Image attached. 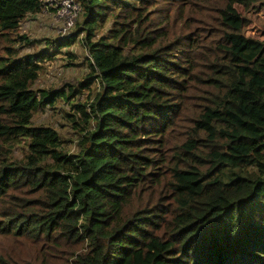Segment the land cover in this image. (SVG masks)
<instances>
[{
	"label": "trees",
	"instance_id": "obj_1",
	"mask_svg": "<svg viewBox=\"0 0 264 264\" xmlns=\"http://www.w3.org/2000/svg\"><path fill=\"white\" fill-rule=\"evenodd\" d=\"M78 1L74 30L21 53L8 34L45 1L0 0V240L28 238L33 264H264V39L236 7L263 0ZM80 33L85 80L34 89L48 44ZM59 98L74 150L33 123Z\"/></svg>",
	"mask_w": 264,
	"mask_h": 264
},
{
	"label": "rangeland",
	"instance_id": "obj_2",
	"mask_svg": "<svg viewBox=\"0 0 264 264\" xmlns=\"http://www.w3.org/2000/svg\"><path fill=\"white\" fill-rule=\"evenodd\" d=\"M44 1L45 4L42 11L25 15L18 28L8 34V37L15 38L14 42L16 45H19L21 53H27L39 49L43 47L45 43L49 42V38L55 39L61 34L59 31L61 20H58L55 16V0ZM236 7L244 19L242 31L248 36L264 39V0L258 8H244L240 4H236ZM166 8V13H168V6ZM215 11V9H212L206 17L215 20ZM80 13L81 12H79L76 19L80 18ZM76 19L74 25L68 31L74 30L77 21ZM115 20L121 22L116 17ZM194 21L199 25L197 27L198 32H205L207 30V22L203 19L197 18ZM113 23L114 22H110L109 25L105 24L98 29L97 32L106 33ZM210 32L211 31H208V34ZM22 34L26 35L28 40L34 39V42L28 43L19 38ZM81 37H83V33L76 35L74 41L70 44L61 45L60 49H55L54 46L56 45L54 44V41H52L53 43L50 42L48 44V49L52 51L51 54H46V56L39 61L41 68L37 79L32 84L34 89L40 90L41 88H58L63 86L68 88L77 85L80 80H85V75L91 71V67L87 63V51L82 43ZM69 52H73V54L71 55ZM196 63L198 65H204L203 61L198 59L196 60ZM201 75L205 76L203 73H201ZM193 78L194 81L191 87L185 92V99L189 107L196 106L202 102V95L206 94V92H204L205 84H207L206 77L203 79ZM91 86H95L93 90L88 91V89L84 88L80 93H77L75 95L76 97L78 96L77 100L82 101L85 98L89 99V95L90 97L93 96L98 89L97 80L92 82ZM63 109L71 111L69 104L59 98L56 101V108L46 107L45 109L36 112L33 117V123H45L58 127L62 137L66 138V147L74 150L77 132L71 122L68 121V118L64 115ZM23 151L24 148L20 145H14L12 148V155L14 157L20 156ZM26 196L27 195H25V197ZM17 239V236H13L12 242ZM29 241L28 238L22 237L21 242L12 245L10 244V239L0 240V252L10 264H33V251L30 252L27 247ZM0 264H3L1 260Z\"/></svg>",
	"mask_w": 264,
	"mask_h": 264
},
{
	"label": "built area",
	"instance_id": "obj_3",
	"mask_svg": "<svg viewBox=\"0 0 264 264\" xmlns=\"http://www.w3.org/2000/svg\"><path fill=\"white\" fill-rule=\"evenodd\" d=\"M55 16L61 20L59 31L61 34L68 33L69 29L74 25L76 16L80 12V4L78 0H55Z\"/></svg>",
	"mask_w": 264,
	"mask_h": 264
}]
</instances>
